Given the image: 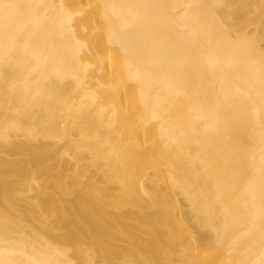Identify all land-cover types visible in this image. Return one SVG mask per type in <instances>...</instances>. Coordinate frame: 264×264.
Here are the masks:
<instances>
[{"label": "bare ground", "instance_id": "6f19581e", "mask_svg": "<svg viewBox=\"0 0 264 264\" xmlns=\"http://www.w3.org/2000/svg\"><path fill=\"white\" fill-rule=\"evenodd\" d=\"M0 264H264V0H0Z\"/></svg>", "mask_w": 264, "mask_h": 264}]
</instances>
